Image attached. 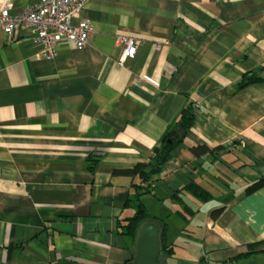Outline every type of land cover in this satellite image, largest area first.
Here are the masks:
<instances>
[{"label":"crops","instance_id":"0c3cea01","mask_svg":"<svg viewBox=\"0 0 264 264\" xmlns=\"http://www.w3.org/2000/svg\"><path fill=\"white\" fill-rule=\"evenodd\" d=\"M80 20L85 46L62 41L52 58L28 30L0 31V264L129 263L118 221L137 192L166 222L164 264H264V251L241 256L264 240V186L245 193L264 176V0H86ZM117 35L138 44L121 65ZM189 104L184 140L136 192L113 171L148 163ZM189 183L206 199L172 198Z\"/></svg>","mask_w":264,"mask_h":264},{"label":"trees","instance_id":"16d2710c","mask_svg":"<svg viewBox=\"0 0 264 264\" xmlns=\"http://www.w3.org/2000/svg\"><path fill=\"white\" fill-rule=\"evenodd\" d=\"M254 77L251 74H245L241 85H245L249 81L253 80ZM193 106L185 105L178 112L173 122L167 127L161 138L159 139L156 146L153 147V155L148 163H137L132 168L114 170V174L127 175L132 178V186L136 190L142 193L151 192L153 190L151 184V177L155 175L160 169L163 163L169 156L171 150L179 143H181L187 131L190 129L193 123ZM190 151L195 155H202L209 152L206 146H190ZM264 186V176L258 177L253 183L248 185L245 189L246 194L255 192ZM184 189L192 191L202 199H206L207 192L200 188L198 185L189 183L177 192H173L172 198L176 200L178 193ZM128 201V200H127ZM134 212L131 216L125 217L118 221L119 233L121 235L129 236L134 246L136 245L137 234L140 227L147 222L154 223L159 228V260L163 262L164 258L169 257L172 254V248L166 243V222L163 219L149 216L144 204L139 200V193L137 192L134 198L133 204ZM264 244V240L249 244L248 250L241 256H248L252 253L264 251L258 247ZM134 257V252L131 261ZM130 261V262H131ZM128 264V263H127Z\"/></svg>","mask_w":264,"mask_h":264},{"label":"built area","instance_id":"2783aa9c","mask_svg":"<svg viewBox=\"0 0 264 264\" xmlns=\"http://www.w3.org/2000/svg\"><path fill=\"white\" fill-rule=\"evenodd\" d=\"M85 1L36 0L20 14L12 13L6 4L0 8V31L13 38L21 30H28L33 41L40 45L38 54L44 58H52L62 41L82 48L87 43L92 26L87 20L73 24L72 19L80 12ZM115 44L123 46L118 65L132 58L138 46L133 38L122 35L115 37Z\"/></svg>","mask_w":264,"mask_h":264},{"label":"water","instance_id":"95a60500","mask_svg":"<svg viewBox=\"0 0 264 264\" xmlns=\"http://www.w3.org/2000/svg\"><path fill=\"white\" fill-rule=\"evenodd\" d=\"M159 253V228L154 223H144L137 234L134 257L128 264H164Z\"/></svg>","mask_w":264,"mask_h":264},{"label":"bare ground","instance_id":"6f19581e","mask_svg":"<svg viewBox=\"0 0 264 264\" xmlns=\"http://www.w3.org/2000/svg\"><path fill=\"white\" fill-rule=\"evenodd\" d=\"M122 46V45H121Z\"/></svg>","mask_w":264,"mask_h":264}]
</instances>
